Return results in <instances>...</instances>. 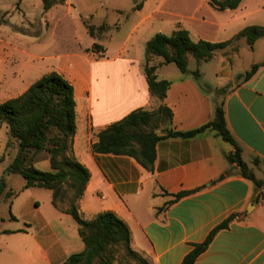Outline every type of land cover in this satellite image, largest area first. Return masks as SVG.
Wrapping results in <instances>:
<instances>
[{"label":"crops","instance_id":"0c3cea01","mask_svg":"<svg viewBox=\"0 0 264 264\" xmlns=\"http://www.w3.org/2000/svg\"><path fill=\"white\" fill-rule=\"evenodd\" d=\"M139 2L142 8L135 10L134 0H94L99 6L87 14L101 15L95 26L106 24L109 31L94 38L92 47L75 38L76 50L53 51L58 44L56 10L66 7L67 15L86 14L83 0H65L49 10V25L39 33L16 30L7 39L1 35L0 104L21 96L50 73L62 75L74 86L77 132L70 154L91 172L80 214L89 221L104 212L115 213L131 230L133 250L152 264H182L231 216L236 218L229 228L219 232L195 264H264V188L257 190L229 163L227 155L235 149L222 138L208 133L196 139L162 140L153 172L134 158L93 152L100 133L134 111L170 109L172 122L160 123L156 131L165 135L167 130L203 127L224 101L227 126L243 160L264 181V67L251 80L218 94L264 62L249 70L240 65L247 50L243 43L248 46L245 41L238 52H217L211 62L189 69L188 74L163 64L162 58L153 60L150 65L157 67L159 80L171 83L163 101L150 93L146 77V45L157 34L170 36L182 28L195 42H226L247 27L264 26V0H243L239 8L224 12L209 0ZM96 43L101 46L98 50L93 49ZM255 47L248 46L251 51ZM16 57H21L18 64ZM197 69L199 78L194 76ZM43 190L47 189L30 188L6 202L7 221L16 226L0 230V264H64L85 249L76 221L53 205V192L49 190L48 203L33 195ZM190 192L194 193L172 203L175 195Z\"/></svg>","mask_w":264,"mask_h":264},{"label":"trees","instance_id":"16d2710c","mask_svg":"<svg viewBox=\"0 0 264 264\" xmlns=\"http://www.w3.org/2000/svg\"><path fill=\"white\" fill-rule=\"evenodd\" d=\"M135 1V10L142 8L140 0ZM243 0H209L218 11L235 10ZM45 10L49 11L65 0H44ZM85 18L84 26L92 38L99 39L109 31V26L92 25ZM264 38V26H250L240 31L233 39L212 43L205 40L195 42L190 33L182 28L172 35L157 34L146 45V77L150 93L165 100L171 86L166 80H159L157 67L150 63L162 58L165 65L175 64L183 73H189L190 58L193 57L198 67L213 60L220 51L238 52L240 43L245 41L254 49ZM96 43L93 49H100ZM264 67V62L255 64L250 71L241 75L243 81L251 80ZM194 76L199 78L197 69ZM228 87L218 91L224 95ZM225 102L215 109L214 119L201 128L188 132L167 130L165 135H158L160 123H170L173 113L165 106L150 112L137 110L123 120L111 125L99 135V142L93 146L95 154L128 156L134 158L149 172L154 171L157 159V145L162 140L171 138L196 139L208 133H214L232 145L235 152L227 155L230 164L239 168L241 175L254 183L257 190L264 188V181L259 180L254 171L243 160L242 150L231 134L226 120ZM9 130L18 154L12 168L20 175L25 185L21 191L8 190L5 182H0V205L2 201L12 202L22 191L30 188H43L53 192V205L60 212L73 217L79 227V235L85 249L71 255L64 264H125L123 261L137 264H152L142 254L132 248V234L129 226L113 212H104L93 220H85L80 214V202L91 180V172L70 154L72 140L77 132V112L74 86L62 75L50 73L35 82L23 95L0 104V129ZM12 142L8 143L11 146ZM45 152L51 164V171H41L36 167V157ZM7 190V192H6ZM181 193L174 196L172 203L193 194ZM262 198V195L259 197ZM236 216H231L216 227L206 241L196 245L182 264H195L205 253L219 232L229 228ZM14 219V217H12ZM6 231L5 234H10Z\"/></svg>","mask_w":264,"mask_h":264},{"label":"rangeland","instance_id":"374dc122","mask_svg":"<svg viewBox=\"0 0 264 264\" xmlns=\"http://www.w3.org/2000/svg\"><path fill=\"white\" fill-rule=\"evenodd\" d=\"M86 2V8L83 7V10H87L86 14H79V12H73L72 14L66 13V7L63 10H56L55 12V23L57 25L54 28L55 39L58 41L57 47L53 49L57 51H74L77 49L75 45V38H81L82 44L85 47H92L95 39L92 38L84 26L85 18L89 19L92 25L100 24V19L96 16L92 17L88 15L89 12H95L98 5L94 4V0H83ZM97 2V0H96ZM97 4V3H96ZM63 5V4H58ZM57 6V5H55ZM54 6V7H55ZM82 6V3H81ZM52 7V8H54ZM51 8V9H52ZM77 6L75 5V9ZM82 8V7H81ZM85 8V9H84ZM50 9V10H51ZM77 11V10H76ZM104 10H101V12ZM48 11L45 10L44 0H0V36L2 35L5 39L6 36L11 31L20 30L24 33H39L41 28L46 24L49 25L48 20L46 19V14ZM89 20H86L89 22ZM126 32L125 35H127ZM124 35V34H122ZM124 35V37H125ZM51 37V32L47 39ZM246 47L244 56L239 60L240 65L246 70L250 69V66L256 62H261L264 60V38L260 39L255 47V50H249L248 46L243 43ZM14 63L18 64L21 61V57H16ZM171 65L172 69H178L175 64ZM197 67L196 60L191 57L189 69L195 70ZM16 76L21 77V74L17 71L15 72ZM206 79H203L205 82ZM243 79L237 78L235 82L231 83L228 87L231 88L235 84H239ZM3 85V84H2ZM23 95V94H22ZM12 142L9 130L6 126H2L0 129V182H5L9 189H14L16 191L20 190L24 185V179L16 174L12 168L14 160L18 154V149L15 147V142L13 141L11 146H8V143ZM48 155L45 152L40 153L36 157V167L41 171H51L49 168ZM7 192V190H6ZM49 190H43L40 195H35V198H40L41 200L48 203L49 199ZM10 215L9 205L3 200L0 205V230L5 227H15L16 224L13 222L7 221V218ZM125 264H137L136 262L123 261Z\"/></svg>","mask_w":264,"mask_h":264}]
</instances>
